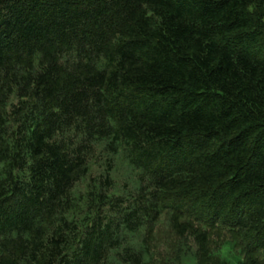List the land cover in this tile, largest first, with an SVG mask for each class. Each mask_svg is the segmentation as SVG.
Returning <instances> with one entry per match:
<instances>
[{"label": "trees", "instance_id": "16d2710c", "mask_svg": "<svg viewBox=\"0 0 264 264\" xmlns=\"http://www.w3.org/2000/svg\"><path fill=\"white\" fill-rule=\"evenodd\" d=\"M106 140L152 191L110 197L109 167L82 225ZM0 175V264H150L162 210L188 264L220 234L264 264V0H0Z\"/></svg>", "mask_w": 264, "mask_h": 264}, {"label": "rangeland", "instance_id": "374dc122", "mask_svg": "<svg viewBox=\"0 0 264 264\" xmlns=\"http://www.w3.org/2000/svg\"><path fill=\"white\" fill-rule=\"evenodd\" d=\"M109 141H100L95 144L93 154L89 161V172L81 178L75 185L72 191V199L75 202L76 208L73 212L74 219L82 225L92 219L94 197L100 191L101 182L105 178L106 170L110 167V178L112 180V188L109 190L110 197L124 198L129 202L134 201L136 196L145 195L152 191L149 186V180L143 175L139 169H135L129 162V153L126 147H121L117 154H113L107 150ZM110 163V164H109ZM111 165V166H110ZM1 177V175H0ZM97 187V188H96ZM91 205H93L91 207ZM95 215V214H94ZM167 210H162V217L156 226L155 234L156 241L154 243L155 250L150 264H188L187 259L194 256L196 244L192 238L182 240L177 237L170 229V216ZM146 235V228L141 229L137 234L131 233L129 238L130 247L138 253L146 254L143 248L142 240ZM225 246L216 251V254L221 257L225 264H237V261L242 258L240 249L234 247L232 237L223 236ZM217 236L215 239L217 240ZM219 242V241H218ZM217 242V243H218ZM180 256V261L178 260ZM179 261V262H178ZM105 264H124L118 260L116 254L110 255V259Z\"/></svg>", "mask_w": 264, "mask_h": 264}]
</instances>
